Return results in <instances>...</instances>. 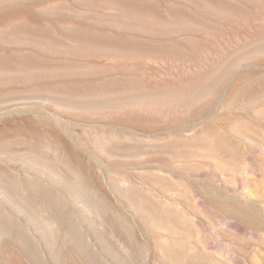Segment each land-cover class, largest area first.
<instances>
[{
    "label": "rangeland",
    "instance_id": "374dc122",
    "mask_svg": "<svg viewBox=\"0 0 264 264\" xmlns=\"http://www.w3.org/2000/svg\"><path fill=\"white\" fill-rule=\"evenodd\" d=\"M0 264H264V0H0Z\"/></svg>",
    "mask_w": 264,
    "mask_h": 264
}]
</instances>
